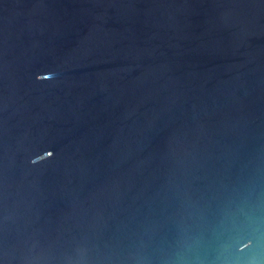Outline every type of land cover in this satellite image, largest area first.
Segmentation results:
<instances>
[{
  "label": "water",
  "instance_id": "obj_1",
  "mask_svg": "<svg viewBox=\"0 0 264 264\" xmlns=\"http://www.w3.org/2000/svg\"><path fill=\"white\" fill-rule=\"evenodd\" d=\"M0 264H264V0H0Z\"/></svg>",
  "mask_w": 264,
  "mask_h": 264
},
{
  "label": "clouds",
  "instance_id": "obj_2",
  "mask_svg": "<svg viewBox=\"0 0 264 264\" xmlns=\"http://www.w3.org/2000/svg\"><path fill=\"white\" fill-rule=\"evenodd\" d=\"M48 78H49L48 76H45V77H44V79H48ZM39 79H40V77H39ZM34 162H35V161H34Z\"/></svg>",
  "mask_w": 264,
  "mask_h": 264
}]
</instances>
